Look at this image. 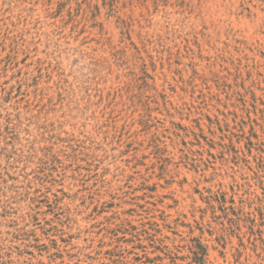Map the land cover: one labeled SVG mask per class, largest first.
<instances>
[{"label": "rangeland", "instance_id": "obj_1", "mask_svg": "<svg viewBox=\"0 0 264 264\" xmlns=\"http://www.w3.org/2000/svg\"><path fill=\"white\" fill-rule=\"evenodd\" d=\"M0 264H264V0H0Z\"/></svg>", "mask_w": 264, "mask_h": 264}, {"label": "trees", "instance_id": "obj_2", "mask_svg": "<svg viewBox=\"0 0 264 264\" xmlns=\"http://www.w3.org/2000/svg\"><path fill=\"white\" fill-rule=\"evenodd\" d=\"M222 201H224V199L222 200ZM142 225H145L144 223H141ZM200 247H202L201 245H199ZM203 248V247H202Z\"/></svg>", "mask_w": 264, "mask_h": 264}]
</instances>
